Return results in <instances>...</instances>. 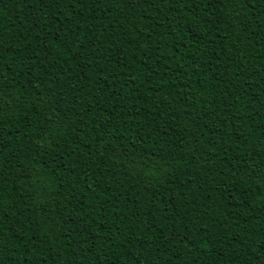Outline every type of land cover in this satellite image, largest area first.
Here are the masks:
<instances>
[{
  "label": "trees",
  "instance_id": "trees-1",
  "mask_svg": "<svg viewBox=\"0 0 264 264\" xmlns=\"http://www.w3.org/2000/svg\"><path fill=\"white\" fill-rule=\"evenodd\" d=\"M0 264H264V0H0Z\"/></svg>",
  "mask_w": 264,
  "mask_h": 264
}]
</instances>
